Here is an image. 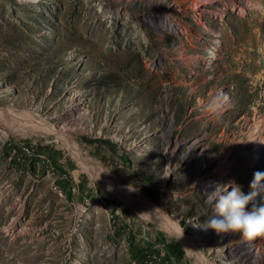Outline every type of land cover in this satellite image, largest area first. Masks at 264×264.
<instances>
[{
  "label": "rangeland",
  "instance_id": "374dc122",
  "mask_svg": "<svg viewBox=\"0 0 264 264\" xmlns=\"http://www.w3.org/2000/svg\"><path fill=\"white\" fill-rule=\"evenodd\" d=\"M196 1L0 0V264H264L193 226L264 172V0Z\"/></svg>",
  "mask_w": 264,
  "mask_h": 264
},
{
  "label": "clouds",
  "instance_id": "9594fccd",
  "mask_svg": "<svg viewBox=\"0 0 264 264\" xmlns=\"http://www.w3.org/2000/svg\"><path fill=\"white\" fill-rule=\"evenodd\" d=\"M250 189L251 191L245 194L241 187L233 182L228 185L217 184L213 190H206V201H212L213 216L203 225L196 222L199 220L197 216L193 226L202 227L205 231L211 230L218 236L240 233L249 241L264 237V202H257L258 197L264 194V172L254 173Z\"/></svg>",
  "mask_w": 264,
  "mask_h": 264
},
{
  "label": "bare ground",
  "instance_id": "6f19581e",
  "mask_svg": "<svg viewBox=\"0 0 264 264\" xmlns=\"http://www.w3.org/2000/svg\"><path fill=\"white\" fill-rule=\"evenodd\" d=\"M23 1H34V2H38V1H42V0H23ZM209 2L211 0H197L195 2V11L199 13V17H200V22L202 21L201 18H202V12H201V8H202V3L203 2ZM243 1V0H242ZM244 1H247L248 3L251 2V0H244ZM253 1V0H252ZM256 1V0H254ZM204 2V3H205ZM258 3V2H257ZM242 5V4H241ZM241 5H239V3H237V0H226L225 1V8L226 7H229V6H234L236 8H239L241 9L242 11H244V7ZM208 7V6H207ZM238 10V9H237ZM225 11V10H224ZM224 11L220 10V13H219V16H222ZM202 23V22H201ZM207 26V25H206ZM180 30V29H179ZM177 32V31H175ZM181 32V31H180ZM182 33V32H181ZM184 33V32H183ZM214 56L216 55L211 53V56ZM215 57H210L209 60H214ZM222 92V91H221ZM63 136L60 138L61 140H63L65 142V144L67 145V147L69 148V150L76 156L78 157V159L81 161L83 160L82 156H81V153L79 152V150L77 149V146L74 142H72V140H70L68 137H67V134L66 133H63L62 134ZM264 147V146H263ZM28 150V149H27ZM246 150V147L242 148V151L244 152ZM244 154V158L242 160V162L244 163V167H250V164L251 162H253V157L251 156L250 153H243ZM258 155V151L256 153ZM237 155H240L241 156V153H239L237 151ZM236 155V156H237ZM243 156V155H242ZM230 158V157H229ZM237 158V157H236ZM239 159V158H238ZM230 160V159H229ZM228 161V160H227ZM231 161V160H230ZM233 161V160H232ZM82 162V161H81ZM82 164V163H81ZM84 164V163H83ZM82 164V166H84ZM230 166V165H229ZM228 166V167H229ZM232 167V166H231ZM230 168V167H229ZM228 171L225 170V169H221L220 170V174L221 175H225ZM208 190H213V188L211 187L210 189ZM156 207V206H155ZM154 208V207H153ZM150 215H152L153 217H155L156 219L160 220L161 222H163L167 228L173 232V234L177 235L179 237V239L181 240V243L185 246L187 252L190 254V255H196L198 256V258H200L201 256L199 255L198 251H197V248L196 246L194 245V243L192 242L191 239H188L186 238L181 229L179 228V226L177 225L176 222H173L171 221V219L167 218L165 212H163L161 209H154V210H149L148 211ZM262 239L264 240V237H261V238H257L255 240H252V241H249L247 240L246 241V245H251V246H255V249H258V245H260L262 243ZM243 249V248H242ZM203 263L205 264H209V262H207L206 260L203 259Z\"/></svg>",
  "mask_w": 264,
  "mask_h": 264
},
{
  "label": "built area",
  "instance_id": "2783aa9c",
  "mask_svg": "<svg viewBox=\"0 0 264 264\" xmlns=\"http://www.w3.org/2000/svg\"><path fill=\"white\" fill-rule=\"evenodd\" d=\"M23 152L26 154V155H29V156H35L34 153L31 151V150H27V149H23ZM38 158H44V156L42 154H39L37 155Z\"/></svg>",
  "mask_w": 264,
  "mask_h": 264
},
{
  "label": "trees",
  "instance_id": "16d2710c",
  "mask_svg": "<svg viewBox=\"0 0 264 264\" xmlns=\"http://www.w3.org/2000/svg\"><path fill=\"white\" fill-rule=\"evenodd\" d=\"M95 142H97V141H95Z\"/></svg>",
  "mask_w": 264,
  "mask_h": 264
}]
</instances>
